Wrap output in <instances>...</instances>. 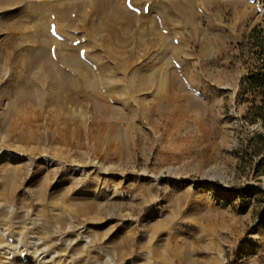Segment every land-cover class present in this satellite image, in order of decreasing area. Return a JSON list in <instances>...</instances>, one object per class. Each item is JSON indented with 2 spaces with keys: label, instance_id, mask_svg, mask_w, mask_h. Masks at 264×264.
I'll return each instance as SVG.
<instances>
[{
  "label": "rangeland",
  "instance_id": "rangeland-1",
  "mask_svg": "<svg viewBox=\"0 0 264 264\" xmlns=\"http://www.w3.org/2000/svg\"><path fill=\"white\" fill-rule=\"evenodd\" d=\"M185 1L123 0L129 33L152 34L138 37L135 70L96 72L108 80L98 100L7 112L0 73V264H264V129L246 117L261 101L248 87L264 0ZM95 40L88 51L103 54ZM175 66L208 82L179 123L146 76Z\"/></svg>",
  "mask_w": 264,
  "mask_h": 264
},
{
  "label": "bare ground",
  "instance_id": "bare-ground-1",
  "mask_svg": "<svg viewBox=\"0 0 264 264\" xmlns=\"http://www.w3.org/2000/svg\"><path fill=\"white\" fill-rule=\"evenodd\" d=\"M121 1L123 4V0H0V8L6 10L0 20V31L7 33L0 43V73L8 74L7 112L13 109L20 114L17 106L28 104L31 108L41 101L64 106L79 99L80 93L98 100L97 90L108 80L103 83L96 72L113 65L121 70H135L128 60L141 46L138 37L152 34V30H135L136 35H131L136 12L130 10L131 6L124 9L126 5H121ZM165 2L175 11L185 9V0ZM13 4L15 8L10 9ZM87 12L93 19L87 17ZM15 14L24 17L11 19ZM29 23L31 26H27ZM55 23L68 27L70 34L62 33ZM94 38L104 47L105 54L88 51ZM45 83L50 88L47 97L42 92ZM85 89L92 91L87 94Z\"/></svg>",
  "mask_w": 264,
  "mask_h": 264
},
{
  "label": "crops",
  "instance_id": "crops-1",
  "mask_svg": "<svg viewBox=\"0 0 264 264\" xmlns=\"http://www.w3.org/2000/svg\"><path fill=\"white\" fill-rule=\"evenodd\" d=\"M147 81H161L166 88V100L164 105L169 106L170 121L179 123L182 113L191 112L197 103V98L201 97V88L208 84L207 78L199 70L180 69L173 67L167 71L147 72ZM209 81V80H208ZM256 94V93H254ZM177 127L180 129L181 125Z\"/></svg>",
  "mask_w": 264,
  "mask_h": 264
},
{
  "label": "trees",
  "instance_id": "trees-1",
  "mask_svg": "<svg viewBox=\"0 0 264 264\" xmlns=\"http://www.w3.org/2000/svg\"><path fill=\"white\" fill-rule=\"evenodd\" d=\"M263 42V41H262ZM261 41L258 42L259 56L264 54V44ZM249 90L258 94L261 97V101L257 103L255 97L250 101V106L246 112V117L250 122L258 123L262 129H264V61L260 64L257 72H252L249 77ZM264 137V134H260ZM264 165V160H263Z\"/></svg>",
  "mask_w": 264,
  "mask_h": 264
}]
</instances>
